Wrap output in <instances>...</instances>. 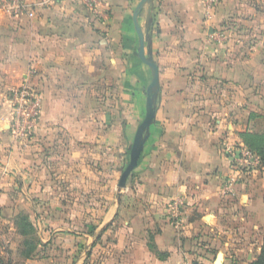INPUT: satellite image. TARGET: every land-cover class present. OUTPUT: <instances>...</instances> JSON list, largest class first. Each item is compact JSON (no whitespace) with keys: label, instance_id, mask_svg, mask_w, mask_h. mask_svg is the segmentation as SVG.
<instances>
[{"label":"crops","instance_id":"1","mask_svg":"<svg viewBox=\"0 0 264 264\" xmlns=\"http://www.w3.org/2000/svg\"><path fill=\"white\" fill-rule=\"evenodd\" d=\"M41 1L0 0V197L58 215L36 264H234L208 243L264 225V167L226 156L264 114V0H220L210 22L201 0H98V20ZM22 84L40 97L26 134Z\"/></svg>","mask_w":264,"mask_h":264},{"label":"rangeland","instance_id":"2","mask_svg":"<svg viewBox=\"0 0 264 264\" xmlns=\"http://www.w3.org/2000/svg\"><path fill=\"white\" fill-rule=\"evenodd\" d=\"M82 4L86 11L94 17L97 16L95 17L96 20H98V17H105L106 8L102 7L98 0L95 4L92 1L82 0ZM263 115L258 116V124H254L253 127L258 132H264ZM257 157L259 159L258 155ZM257 168L261 170L263 167L259 163ZM27 203L25 197L15 191L5 193L0 197V264H36L40 256L44 255L46 249L50 250L54 248V244H61L50 242V245H47V243L42 244L40 240L41 237L44 238L46 234L48 235V232H50L48 223H51L58 215L56 213L47 214L48 210L45 208L39 210L36 203L33 204V208L29 207ZM225 230H229V232H221L219 239L208 243L210 248L214 247V251L209 254L215 257L220 251L232 253L234 264H249L254 260L259 253V246L264 243V225L253 228L235 224ZM197 233V240L192 244L194 255L204 257L206 250L204 227ZM71 243L73 241L67 242L66 246L71 245ZM53 252L56 254L57 251L54 250ZM249 259H251L250 262H248ZM196 264H200V262L196 261Z\"/></svg>","mask_w":264,"mask_h":264},{"label":"built area","instance_id":"3","mask_svg":"<svg viewBox=\"0 0 264 264\" xmlns=\"http://www.w3.org/2000/svg\"><path fill=\"white\" fill-rule=\"evenodd\" d=\"M11 1V3H9ZM46 2H54L55 0H45ZM92 1L94 4L97 0ZM9 5H14L17 8L20 6L18 0H5ZM43 2V0L41 1ZM220 0H201L203 17L206 21L212 20L215 9ZM7 6V5H5ZM7 99L10 102L11 120L10 127L20 134H26L36 125L40 116V97L39 93L30 85L22 84L18 87L10 88L7 92ZM227 157L240 171L249 169L251 165L259 164L257 155L248 149L246 146L232 145L227 149ZM229 181H236L234 176L229 178Z\"/></svg>","mask_w":264,"mask_h":264},{"label":"trees","instance_id":"4","mask_svg":"<svg viewBox=\"0 0 264 264\" xmlns=\"http://www.w3.org/2000/svg\"><path fill=\"white\" fill-rule=\"evenodd\" d=\"M245 146L259 156V163L264 167V132H242L239 134ZM249 264H264V243L259 253Z\"/></svg>","mask_w":264,"mask_h":264},{"label":"water","instance_id":"5","mask_svg":"<svg viewBox=\"0 0 264 264\" xmlns=\"http://www.w3.org/2000/svg\"><path fill=\"white\" fill-rule=\"evenodd\" d=\"M133 165H134V162L131 161V163L128 166L127 170H125L124 173H123V178L127 175V173L130 171V169L133 167ZM121 184H122V182H121ZM220 259H221V257H220V255H218L217 258H216V261L219 263L220 262Z\"/></svg>","mask_w":264,"mask_h":264}]
</instances>
